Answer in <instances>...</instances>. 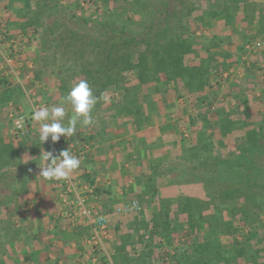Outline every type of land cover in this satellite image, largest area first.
<instances>
[{
	"label": "rangeland",
	"instance_id": "obj_1",
	"mask_svg": "<svg viewBox=\"0 0 264 264\" xmlns=\"http://www.w3.org/2000/svg\"><path fill=\"white\" fill-rule=\"evenodd\" d=\"M74 1L69 0L67 3L56 5L53 3L50 6L47 4L41 5V7L43 6L42 9H39L41 15L58 17V21L44 24L40 23L44 21L33 19L28 21V24L32 26L20 32L9 33L6 29V33L10 36L26 33L30 37V46L19 60L24 61V64H27V62L33 64L31 76L35 75L36 80L45 85V89L49 88L48 92L57 102H60V105L70 88L80 80H86L89 83L94 95L97 90L101 91L102 95L99 98L102 99V102L107 101L111 94L115 96L121 94L122 97L124 92L132 93L133 90L137 89L136 85L121 80L118 73L113 70L110 73H105V75L102 74L103 81L104 83L111 81L114 84L120 82L121 85L118 91L115 89L114 84L106 89L103 88V81L97 80L95 78L97 76L93 77L89 70L104 65L105 59L110 58L111 55L113 60L110 62V66L115 64L112 68H118L122 63L119 62V65H117L116 59L118 60L120 55L121 57L125 55L126 49L121 51V48L127 47V44L123 42V33H131L139 38L138 33L144 31L143 24L147 23L146 29L149 26L154 28L156 24H159L156 18L165 17V14H159V7H161L162 1L165 0ZM201 1L182 0L181 8L180 4L177 3V9L174 11L176 16L170 22L172 28L174 30L178 29L176 18L179 17L181 22L185 24L190 22L197 7L202 12L203 5ZM203 2L207 4L208 0H203ZM212 8L218 11L217 9L220 7ZM0 19L5 26L3 19ZM196 31H201V29L197 28ZM259 32L242 36L230 35L222 40L218 39L222 36L212 37L208 34L195 36L197 37L194 44L195 50L196 45L199 44L207 47L203 54L195 50L192 51V54L196 55L197 62L194 64H197L196 69L199 73L195 84L204 89L195 90L194 94L188 89L182 91L181 95L185 97L179 101V104L182 108L187 109V112L182 115L184 118L182 116L177 118V122H179L178 140L182 144L181 157L186 158L190 163L186 162L184 164L183 162L180 165L179 169L182 177L174 180L180 186L179 190L181 191L177 196L167 199L169 204L165 202L154 214L147 213L146 210L140 211L136 218L127 220L120 229L121 243L119 246L122 250H129L130 247H134L144 257L148 252L151 255L147 258L143 257L144 261L140 263L142 257L134 260L129 255L127 258L129 264H152L155 259L156 264H170L168 263V257L175 255L176 252L181 253L186 250L191 252L194 248L191 247V243H201L204 240L203 233L205 232L199 231L195 233V236H190L187 231L191 226H186V224L199 222L202 225L204 224L202 229L209 232L215 225V220L211 215L216 211V208L223 209L220 229H226L224 226L226 221L232 222L234 226L231 229L233 234L222 233L221 236V244L226 247L225 250L229 249L227 258L233 256L234 258H240L241 255L232 248L233 241L235 237L243 240L247 235L252 237V241L248 246H253L251 251H255L253 254L257 255L256 259L260 261L259 264H264V205L261 204L262 207L254 204L255 201L259 202L264 198V141L259 140V134L256 131V129H264V29ZM179 35L181 33L178 32L167 34L161 37L160 43L173 41L175 43L177 40L175 38L180 37ZM94 37H102V39L93 43ZM250 40L262 41L263 49L257 51L258 53H250L245 49L246 43ZM147 48V44L144 43L139 44L137 47L141 53H144ZM109 49L115 53L114 56L112 52L107 53ZM130 49L133 50V48ZM149 57L151 59L150 55ZM187 61L188 58L185 57V65L189 64ZM233 66H235L236 73L232 72L224 79L217 75L219 69ZM102 70H104V67ZM149 75L157 74L150 71ZM186 75H189L188 71H186ZM48 81H52V83ZM177 85L180 86V83ZM101 87L102 89H99ZM207 90L209 91L206 95L207 98L212 99L210 103L214 104L216 109H219L220 114H217L216 109L212 111L211 106L205 103L201 104L196 99L197 94L204 96L203 92L206 93ZM17 93L18 96L19 91ZM114 102L115 104L119 102L121 108H129L130 103L127 100L120 98L117 102L116 100ZM63 106L66 112L69 105L64 104ZM15 107L11 110L15 111ZM37 110L39 109L37 108ZM69 118L66 116V120L62 123L67 125ZM245 118L248 119L245 121ZM93 120L97 119L94 117ZM218 120L225 125L227 130L230 129L232 132L222 134ZM33 122L35 123V121ZM79 131L77 130L75 136L80 134ZM11 133L14 135L13 132ZM31 134L32 130L27 137L32 136ZM38 134L34 138H36V142L38 141L42 145L38 139ZM77 136L74 138L75 141ZM16 139L19 138L16 137ZM239 143H243L240 148L237 146ZM26 144L27 142H25V147ZM27 146L29 147V144ZM226 160L228 162H225ZM23 161V158L22 161L17 158L10 161V165L6 166L7 168L0 167V245L2 246L4 243L13 244L21 236L20 231L14 228V221L23 214L20 209L22 199L20 194L16 192L15 176L17 172L19 173L25 169L26 165ZM80 171L79 168L73 170V174L80 177ZM230 185L241 186L246 196L254 195L256 198L247 201L244 196H241L237 198L238 200H222L221 196H216L213 202H208V199L213 196H210V194L223 196L224 191H227ZM257 194L258 196H256ZM185 195L190 198L194 197L193 200L195 201L188 207L192 211V217L189 216L188 218L184 210L185 203L182 201V199H188ZM239 204H241L240 212L234 220L232 217L234 212L232 211L238 210ZM182 205L183 209H179L182 208ZM245 205L250 212L248 216L244 215L242 206ZM200 206L203 208L201 212H199ZM166 209L171 211L169 213L170 217L167 216L168 214L166 215ZM178 211L185 212V214H180L186 217L178 216V218L177 215H180ZM203 214V221H201L198 216ZM171 217H176L173 221L175 226L170 230L172 240L168 243V250L165 248L159 251L154 244L155 242L150 241L149 235L150 233L155 234V231L158 234L164 233L165 230L162 225ZM216 247V244H212L213 254L217 253ZM249 247L245 252L251 254ZM201 256L203 254L196 253L192 259L202 261ZM3 257H7L8 260L5 258L0 259V264H8L11 260L14 262L13 258L0 247V258ZM187 257L189 258L190 255H187ZM240 262L246 264L244 258L240 259Z\"/></svg>",
	"mask_w": 264,
	"mask_h": 264
},
{
	"label": "crops",
	"instance_id": "obj_2",
	"mask_svg": "<svg viewBox=\"0 0 264 264\" xmlns=\"http://www.w3.org/2000/svg\"><path fill=\"white\" fill-rule=\"evenodd\" d=\"M68 1L0 0V18L9 33H17L31 27L28 21L33 19L44 21L40 22L44 24L58 21V17L41 15L39 9L43 4L50 6ZM201 2L205 12L197 7L190 20L195 35L222 36L218 38L222 40L230 35H251L264 29V0ZM216 6L220 7L218 11L212 8ZM197 28L201 31H196ZM206 50V46L199 44L195 51L203 54ZM20 61L19 80H0V167L7 168L10 161L17 158L19 161L23 158L26 165L15 176L23 214L14 221V228L20 231L21 236L13 244L4 243L0 247L14 260L8 264H75L85 251L82 237L90 234L92 228L84 221L77 225L69 223L61 214L63 208L58 203V181H48L39 176L38 161L42 152L51 151L58 156L65 143L62 136L57 143L49 138L46 144L40 145L34 136L39 133L41 122L34 123L31 118L33 110L43 108L45 104L51 109L52 106H60V102L50 95L49 88L45 89V85L36 80L35 75L26 76L32 72L33 64ZM127 79L128 83L140 84V87L132 93L124 92L122 97L121 94H111L105 102L99 98L102 92L97 91L95 96L98 102L91 113L97 120H93L89 126L79 124L77 130H80V134L76 135L78 145L83 142L91 145V153L85 161L80 162V177L95 183L94 203L97 210L112 219V234L115 237L111 243L113 264H129V255L134 260L142 257L134 247L122 250L119 246L120 229L127 220L136 218L140 211L116 214V209L137 200L141 211L154 214L165 202L169 204L167 199L179 194L180 186L174 179L182 177L180 165L190 163L181 157L182 144L178 140L177 118L187 112L179 104L185 97L181 93L186 90L181 78L166 82L162 77L159 82L147 79L143 84L133 74ZM179 83L180 86L177 85ZM114 87L119 90L118 85ZM16 90L19 91L18 96ZM199 96L196 95L197 100ZM120 98L130 103L129 108L119 107V102L115 104L114 101ZM211 100L209 98L206 105L214 111L215 105L210 103ZM68 105L65 117L73 114L71 104ZM14 107L15 111L29 115L32 136L16 139L11 133L10 112ZM76 136L74 134L71 138L74 140ZM25 142L29 147L27 144L25 147ZM160 243L159 251L167 249L166 242L161 240ZM4 258L7 259H0Z\"/></svg>",
	"mask_w": 264,
	"mask_h": 264
},
{
	"label": "trees",
	"instance_id": "obj_3",
	"mask_svg": "<svg viewBox=\"0 0 264 264\" xmlns=\"http://www.w3.org/2000/svg\"><path fill=\"white\" fill-rule=\"evenodd\" d=\"M179 3L180 8H181V3L182 0H165L162 1L161 3V7H159V14H165V17H159L156 18L159 24H156L153 28V26H149L148 29H146L147 27V23L143 24V30L141 33H138L139 38H137V36H134V34L131 33H123V37H124V43L127 44V47H123L121 48V51H124L125 49V55H123V57H121V55L119 56L118 60L116 59V64L119 65V62H121L122 64L118 66V68L113 69L112 66L115 64H112L110 66V62L113 60L112 55L110 56V58L105 59V63L104 65L102 64V66H98L94 69H90L89 73L99 79L100 82L103 81V75H105V73H110L112 70L116 73H118V75L120 76L121 80H128L127 77L131 74H133L135 77H137L140 82L143 84L145 81H147V79H156L159 82V79L164 78L165 82L167 81H171V80H175L177 77L181 78V80L183 81V86L184 88L189 91H191V93L194 94L195 90H200L202 89V87L198 86L197 84H195L197 76L199 75V73H197V69H196V65L194 64L196 63V58H195V54H192V51L194 52V44L196 41L195 37L196 35L193 34V31L191 30V23L187 22V23H182L181 20L178 18H176V21L178 22V29H173L172 26L170 25V22L172 21L173 18H175L176 14L174 13V11L177 9L176 4ZM193 8V7H192ZM191 8V9H192ZM195 8V7H194ZM190 9V10H191ZM181 33V35H179L180 37H176L175 39H177L174 43L173 42H166V43H160L161 42V37L167 35V34H174V33ZM99 36V35H98ZM102 36V35H101ZM94 40L92 41L93 43L99 42V40L102 39L101 38H97L94 37ZM186 41V42H185ZM147 44L148 48L144 53H141L137 47L139 46V44ZM131 45H133L134 47H132ZM197 46V45H196ZM130 48H133V50H131ZM110 52H112L113 56H114V52L109 49L107 51V53L110 54ZM123 54V53H122ZM149 55L151 56V59L149 57ZM188 58L189 64L185 65L184 62V58ZM191 61V62H190ZM184 62V63H183ZM183 64V65H182ZM108 66V67H105ZM104 67V70H102V68ZM115 68V66H114ZM149 70V72L153 71L155 72L157 75H149V72L147 73V71ZM186 71H188L189 75H186ZM103 74V75H102ZM153 74V73H152ZM188 76V77H187ZM94 78V79H95ZM107 78V77H105ZM114 83L111 81L105 82L103 81V88H108L110 85H113ZM114 85H118L120 87L121 83L120 82H116ZM211 85V84H210ZM136 87H140V84L136 85ZM99 89H102L99 88ZM204 89V88H203ZM202 89V90H203ZM209 90V89H208ZM203 92L205 95L202 96L200 95L198 97V100L201 102V104L203 103H207L208 102V98L206 95H208L209 91ZM98 91V90H97ZM202 93V94H203ZM206 96V97H205ZM200 98V99H199ZM225 99V98H223ZM222 99V102H223ZM216 109V108H215ZM214 109V110H215ZM219 109H216L217 114H220ZM248 118H245V121ZM219 120H221L219 118ZM218 120V124H220V129L222 131V134L224 133H231L232 130L230 129H226L225 125L223 123H220V121ZM222 121V120H221ZM237 123V122H235ZM224 125V126H223ZM225 128V129H224ZM257 133L259 134V140L264 141V129H256ZM251 138V136H249ZM237 140V139H236ZM243 143H239L237 146L240 148L242 146ZM225 162H228V160H226ZM244 187V186H243ZM225 194L222 195H215L212 193L210 194L213 195L212 197H210L208 199V202L214 200V198L216 196H221L222 200H228V199H233V200H238V197L244 196L245 199L248 200H254L256 197L253 196H249V195H245L244 194V190L242 189L241 186H234V185H230V188H228L227 191H224ZM188 197L187 200L182 199V201L185 203L184 204V210L186 211V215L187 218L190 216L192 217V211L189 210L188 207H190V205L192 204V202H195L193 200L194 197H189L188 195H185ZM258 196V194L256 195ZM201 201V200H200ZM254 204H258L259 206H262L261 204L264 205V198L262 199V201H255ZM238 205V204H237ZM199 207V206H198ZM202 206H200V211H202L203 208H201ZM218 207V206H217ZM239 209L238 210H233L232 212L233 215V219H236V216L238 214V212H240V207L241 204H239ZM243 210H244V215L248 216L250 214V212L247 209V206H242ZM263 207V206H262ZM169 209V208H168ZM179 209H183V205L182 208ZM227 209V207H226ZM167 210V209H166ZM246 210V212H245ZM223 211V209L220 208H216V211L214 213H212L211 217L214 218L215 220V225L209 230V232H206V230L202 229L204 228V224L202 225L201 223H190V224H186V226H191L190 228H188L187 233L192 236H195V233L199 232V231H204L205 233H203L204 235V240L201 241V243H197L195 244L194 242L191 243V247L193 248V250L190 252L188 250H186L185 252H181V253H175V255L168 257V263L170 264H241L240 259L244 258V261L246 264H259L260 261H258V259H256L257 255L253 254L255 253L251 251V248L253 247H249L248 245H250L249 243L252 241V237L250 236H245V238H243V240H239L237 237H235L234 241H233V245L232 248L233 250H236L237 253H239L240 258H227V256H229L228 250H225L226 247H224L221 243V236L222 233L223 234H233L232 232V227L233 223L226 221L224 223V226L226 229H220V223H222L221 221V212ZM170 210L166 211V215L170 217ZM180 213H184L185 212H179ZM178 216H184L182 214L177 215ZM186 217V216H184ZM201 221H203V215H199L198 216ZM219 217V218H218ZM173 218V219H172ZM179 218V217H178ZM176 217H171L170 219H167L165 223H163L162 227L165 230L164 233L162 232L161 234L156 233H150L149 237H150V241L152 240V242L156 245L157 248H161V243L160 241L162 240V242H166L165 246H168V243L171 242L172 240V232H170V230L173 228V226H175L174 222ZM219 219V220H218ZM241 219H246V218H241ZM210 223V221H209ZM199 224V225H198ZM199 227H198V226ZM207 225V224H205ZM210 225L212 226V224L210 223ZM199 228V229H197ZM197 229V230H196ZM158 234V236L156 238H154V236H156ZM157 241V242H156ZM195 244V245H194ZM212 244H216V251L217 253H214V249H212ZM249 247V251H251V254H248L247 252H245V250L247 251ZM244 252V253H243ZM196 253H201L203 254L202 257V261L201 260H197V259H192L193 256L196 255ZM247 253V254H246ZM187 255H190V257L188 258ZM150 255V252L146 253L145 257L142 255V258H147ZM144 258L141 259L139 261L143 262ZM188 258V259H187ZM174 259V260H173ZM225 262H224V261ZM239 261V262H238ZM152 264H156V259L154 262H152ZM158 264V263H157Z\"/></svg>",
	"mask_w": 264,
	"mask_h": 264
},
{
	"label": "built area",
	"instance_id": "obj_4",
	"mask_svg": "<svg viewBox=\"0 0 264 264\" xmlns=\"http://www.w3.org/2000/svg\"><path fill=\"white\" fill-rule=\"evenodd\" d=\"M30 37L26 33L10 36L6 33L0 20V80H19L20 57L23 56L30 46ZM250 53H258L263 49V42L250 40L245 45ZM235 66L226 69H219L217 75L227 78ZM29 78L31 73H27ZM46 107L47 105H43ZM12 132L17 138L27 137L32 129L30 118L24 113L11 111ZM65 143L62 150L69 148L72 155H75L80 162L85 161L91 153V145L83 142L78 145L71 137H62ZM58 203L62 209L61 214L71 224L77 225L84 221L92 228L90 234L82 237L85 251L75 264H113L111 256V243L115 240L112 234V219L109 215L97 210L94 203L96 198V185L91 180L75 176L73 172L64 180L58 181ZM142 207L137 200L116 209V214H129L141 211Z\"/></svg>",
	"mask_w": 264,
	"mask_h": 264
},
{
	"label": "clouds",
	"instance_id": "obj_5",
	"mask_svg": "<svg viewBox=\"0 0 264 264\" xmlns=\"http://www.w3.org/2000/svg\"><path fill=\"white\" fill-rule=\"evenodd\" d=\"M106 99V98H105ZM98 102L97 97L86 80L74 84L63 98L60 106H52L33 110L32 120L41 122L38 139L41 144H46L51 138L53 143L60 141L61 137H71L77 133V125L89 126L93 123L92 110ZM64 104H71L73 114L62 123L65 117ZM80 160L72 155L69 148L61 150L58 156L51 151H44L38 161L39 176L48 181L67 179L73 170L78 169Z\"/></svg>",
	"mask_w": 264,
	"mask_h": 264
}]
</instances>
